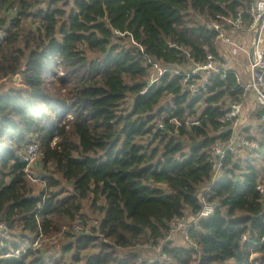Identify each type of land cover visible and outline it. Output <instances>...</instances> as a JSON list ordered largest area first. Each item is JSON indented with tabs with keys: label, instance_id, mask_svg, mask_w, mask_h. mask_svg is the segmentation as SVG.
Here are the masks:
<instances>
[{
	"label": "trees",
	"instance_id": "obj_1",
	"mask_svg": "<svg viewBox=\"0 0 264 264\" xmlns=\"http://www.w3.org/2000/svg\"><path fill=\"white\" fill-rule=\"evenodd\" d=\"M252 1L0 0V29L16 28L0 44V81L20 78L0 89V217L15 230L2 254L24 250L2 264H136L137 255L140 264H264V196L256 159L242 157L249 150L228 155L210 190L219 209L191 230L199 251L175 245L166 247L168 259L155 260L138 247L161 241L173 217L199 213L211 179L209 149L229 135L218 118L242 92L233 71L211 76L199 97L181 94L182 77L168 73L148 86L150 62L186 61L169 41L196 61L217 54L206 20L234 18ZM172 117L180 134L152 132ZM34 143L44 168H52L50 175L42 168L40 189L22 159ZM90 194L93 205L104 197L102 216L77 231L73 223ZM65 225L55 254L26 248Z\"/></svg>",
	"mask_w": 264,
	"mask_h": 264
},
{
	"label": "built area",
	"instance_id": "obj_2",
	"mask_svg": "<svg viewBox=\"0 0 264 264\" xmlns=\"http://www.w3.org/2000/svg\"><path fill=\"white\" fill-rule=\"evenodd\" d=\"M248 14L249 20H246L244 15ZM206 26L216 32L215 44L217 54L209 53L205 61H196L191 55V52L183 45L174 41H169V48H176L183 51L186 61L182 64H169L160 61H151L149 70L148 86L155 84L158 79L164 74L182 77L181 94H189L191 97H199L208 91V84L211 76L219 75L221 79L226 77L230 71L228 69V61L225 54L233 52L237 49L236 43L233 42L235 33L242 31L244 34L251 33L252 43L247 50L249 53L248 62L244 68L248 75L243 79L240 75L236 74V82L242 88V92L238 99L231 102L224 115L218 118L221 123L220 131L229 130V135L226 139H217L209 149L208 161L211 166V179L206 187L201 190L200 195V211L195 216L190 218L187 214H181L173 217L169 221V228L164 238L159 242L148 241L139 248L146 250V252L153 253V259L166 260L168 253L166 247H172L174 240L179 236L182 244L180 246L189 247L199 251L196 241L191 239V230L199 225V222L212 216L218 209L219 205L216 201L210 199V190L213 185L219 181L223 176L225 163L230 153L238 152L239 150H257L260 143L254 139L249 138L244 134V127L242 126V117L247 115L251 109L253 97L255 103L260 107V121L264 125V0H253L247 10H239L234 18H210L206 20ZM16 29L15 27L1 28L0 29V44L3 43L10 30ZM122 33L115 30V35ZM231 47V48H230ZM68 116H71L69 114ZM181 122L172 117L169 120H158L154 124L152 132L163 130L169 134L178 135L181 133ZM22 159L25 162V173L27 177L33 182H40L42 186L46 187V181L43 176L33 178L30 173V168L35 166L39 169H44L42 160L44 153L39 144H29L22 152ZM257 189L260 195L264 196V179L261 180ZM42 207V203L38 204ZM73 229L80 231L85 229L83 219L78 216L73 223ZM15 233L14 229L9 227L6 220L0 217V264L2 257L11 255H20L23 251L16 250L9 253L2 254L3 249L7 246V239ZM66 228H64L57 235L44 239L40 234L38 238L31 244L26 246H33L39 248L42 246L43 241L53 245L65 238ZM179 233V234H178ZM243 238L249 240L250 234H244ZM252 259H256L255 254ZM144 260V256L137 255L136 264H140ZM195 264V263H192Z\"/></svg>",
	"mask_w": 264,
	"mask_h": 264
},
{
	"label": "rangeland",
	"instance_id": "obj_3",
	"mask_svg": "<svg viewBox=\"0 0 264 264\" xmlns=\"http://www.w3.org/2000/svg\"><path fill=\"white\" fill-rule=\"evenodd\" d=\"M62 72V71H61ZM14 78H12V80H7V81H4V82H2V81H0V89L1 90H3V89H5L8 85H10L11 83H13V84H15V86H16V84H17V81L20 79L19 77H17V76H13ZM203 107H204V104H203V102H199L198 104H197V106H196V110H197V113H200L201 111H202V109H203ZM68 118H70L71 119V117L70 116H68ZM194 120H195V118H192V119H190L189 120V124H192L193 122H194ZM242 126L243 127H245V124L243 123L242 124ZM257 131L258 132H255L254 134L256 135V139H258L260 142L261 141H264V136H262L263 135V132L261 131V129H257ZM247 134H251V132L249 131V132H246ZM247 153H249V152H245V153H242V157L243 158H245V157H252V158H254V159H256V162H257V164H258V166H259V168H260V177L262 176V175H264V155H263V153H264V143L263 144H261V147H260V150L259 151H257V152H250L249 154H247ZM52 168L51 167H45L44 168V172H43V170L42 169H39V168H37V167H35V166H32L29 170H30V173L32 174V176H33V178L35 177V175L37 176V177H40V172H43V174L44 175H50L51 173H52V170H51ZM46 173V174H45ZM56 177L57 178H59L58 177V175H56ZM45 180V179H44ZM46 181V180H45ZM33 183H35L34 185H36V188L37 189H40V187L42 188L43 186H42V184L40 183V182H35V181H33ZM93 194H90V196H89V198L88 199H86L85 201H84V204H83V209H82V211H81V215H78V216H80V217H82V215H83V217H84V219H85V221H86V224L87 225H85V227L87 228V229H92L93 227H95L96 225H97V223H98V220L101 218V216H102V213H101V211L98 209V207H99V205H104V203H105V200H104V197H100L99 198V200L97 201V203L95 204V205H93V202H92V200H93ZM82 217V218H83ZM70 227V225H65V226H63V228H62V230L64 229V228H69ZM61 230V231H62ZM179 234V233H178ZM55 235H57V234H55ZM55 235H52V236H45L44 235V239H46V238H51V237H53V236H55ZM11 240V239H13V236H9L8 237V240ZM31 244V243H30ZM180 244H182V241H181V239H180V237L178 236L177 237V239L176 240H174V242H173V244L171 245V246H175V245H180ZM55 245V244H54ZM54 245H49V243H47V242H45V241H43V244H42V246L44 247V246H47L48 247V249H49V251H50V253H49V255H53V254H55V252L54 251H57V248H59V247H57V246H54ZM150 252H148L147 254L149 255L148 257H152V256H150V255H154L153 253H150ZM146 259V258H145Z\"/></svg>",
	"mask_w": 264,
	"mask_h": 264
},
{
	"label": "crops",
	"instance_id": "obj_4",
	"mask_svg": "<svg viewBox=\"0 0 264 264\" xmlns=\"http://www.w3.org/2000/svg\"><path fill=\"white\" fill-rule=\"evenodd\" d=\"M252 38L253 36L251 33L244 34L242 31L235 33L233 37V42L236 43L237 49L233 50L230 47L233 52L225 54V58L229 63L228 69L230 71H234L236 74L240 75L243 79H246L248 77L244 66L249 59V53L247 50L250 48L249 46L252 43ZM251 101H252L251 103L252 106L249 113L242 117L243 118L242 121L245 124L244 129L247 127L249 129L247 132L250 131L251 135H254L255 132H258L257 129H261V131L263 132L262 136H264V125L260 121V114H258V109H260V107L255 103L253 97L251 98ZM245 135L250 136V134H245ZM263 143L264 141H261L260 144ZM260 147L257 149V151L260 150ZM249 151H254V150H249ZM260 179L263 180L264 175H262ZM257 256L258 254H255V257Z\"/></svg>",
	"mask_w": 264,
	"mask_h": 264
},
{
	"label": "bare ground",
	"instance_id": "obj_5",
	"mask_svg": "<svg viewBox=\"0 0 264 264\" xmlns=\"http://www.w3.org/2000/svg\"><path fill=\"white\" fill-rule=\"evenodd\" d=\"M250 47V46H249Z\"/></svg>",
	"mask_w": 264,
	"mask_h": 264
}]
</instances>
